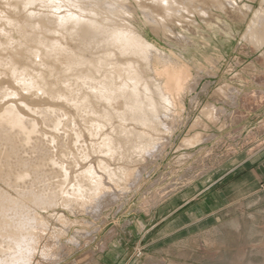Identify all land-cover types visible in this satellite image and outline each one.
<instances>
[{"label": "bare ground", "instance_id": "obj_1", "mask_svg": "<svg viewBox=\"0 0 264 264\" xmlns=\"http://www.w3.org/2000/svg\"><path fill=\"white\" fill-rule=\"evenodd\" d=\"M205 1L0 0V264L62 261L98 232L73 226H92L140 188L180 127L179 94L220 70L212 41L235 38L234 25L252 13L241 39L264 49V0L256 10L255 0ZM137 10L169 50L136 26ZM240 91L221 95L235 106ZM213 105L200 110L183 148L211 138L202 131L218 119Z\"/></svg>", "mask_w": 264, "mask_h": 264}, {"label": "rangeland", "instance_id": "obj_2", "mask_svg": "<svg viewBox=\"0 0 264 264\" xmlns=\"http://www.w3.org/2000/svg\"><path fill=\"white\" fill-rule=\"evenodd\" d=\"M205 2L207 8L213 6L211 0ZM260 4L261 0L253 1V10ZM141 16L137 10L136 26L150 42L169 50L143 24ZM251 17L249 13L243 23L234 25L235 38L211 42L222 56L220 70L215 77L199 79L191 93L179 94L180 107L185 109L180 127L173 131L161 156L146 167L140 188L130 191L119 204L106 208L95 222L89 215L78 217L93 224L88 228L76 225L74 229L98 228V232L82 239L81 248L70 250L56 264H264V106H259L264 95L254 101L259 107L251 119L240 108L241 104H248L243 98L241 101L239 96L234 106L221 95L226 87L243 88L245 92L250 89L252 95V80L264 76V49L254 51L241 39ZM205 50L208 55L210 50ZM196 58L199 60L200 56ZM189 73L191 78L197 76L195 71ZM207 103L214 104L218 111L217 120L203 119L208 127L202 132L211 138L183 148L181 139L198 129L190 127L202 117L200 110ZM249 155L253 156L252 161L244 162ZM91 252L94 254L88 255Z\"/></svg>", "mask_w": 264, "mask_h": 264}, {"label": "crops", "instance_id": "obj_3", "mask_svg": "<svg viewBox=\"0 0 264 264\" xmlns=\"http://www.w3.org/2000/svg\"><path fill=\"white\" fill-rule=\"evenodd\" d=\"M255 81V82H254ZM241 83H243V84H247L246 82H244V81H240ZM239 82V83H240ZM256 82H257V79L255 80H252V87H254V92H262L263 94H264V91H262V89H263V87H264V85H262V84H260V85H258V84H256ZM242 87V86H241ZM240 90H241V88H239ZM259 90V91H258ZM249 91L250 90H248V91H244L243 90V88H242V90L240 91V98H242V95H248V94H251V92L249 93ZM239 99V98H238ZM241 100V99H240ZM254 102V101H253ZM252 102L250 101V102H248V105H250ZM241 104V103H240ZM253 105V107H255V108H252V107H250L249 106V108L250 109H248V105H246V107H241V108H243L242 110V112H244V114L245 115H247V117L248 118H250L251 116H255L257 113H258V107L260 106V108L261 107H263L264 106V102L261 104V105H256V103L254 104V103H252ZM242 105V104H241ZM254 109V110H253ZM251 119V118H250ZM264 135V134H263ZM264 150V149H263ZM252 158H253V156L252 155H249V156H247V157H245L244 158V162H251L252 161ZM242 163H241V161H240V163H238V165L240 166ZM263 165H264V162H263ZM263 169H264V166H263ZM264 175V174H263ZM260 177H262V175H260ZM256 178H257V176H256ZM263 178V177H262ZM249 180L251 179V176L248 178ZM251 181V180H250ZM251 183V182H250Z\"/></svg>", "mask_w": 264, "mask_h": 264}]
</instances>
